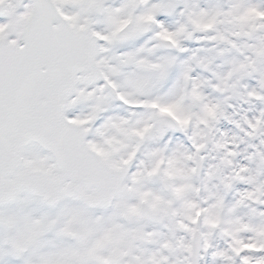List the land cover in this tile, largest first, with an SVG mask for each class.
<instances>
[{
  "label": "snow or ice",
  "instance_id": "snow-or-ice-1",
  "mask_svg": "<svg viewBox=\"0 0 264 264\" xmlns=\"http://www.w3.org/2000/svg\"><path fill=\"white\" fill-rule=\"evenodd\" d=\"M0 264H264V0H0Z\"/></svg>",
  "mask_w": 264,
  "mask_h": 264
}]
</instances>
